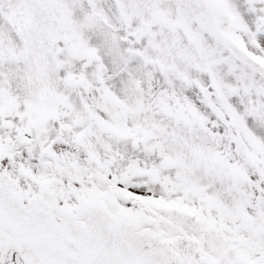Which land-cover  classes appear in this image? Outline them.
<instances>
[{
	"label": "rangeland",
	"instance_id": "374dc122",
	"mask_svg": "<svg viewBox=\"0 0 264 264\" xmlns=\"http://www.w3.org/2000/svg\"><path fill=\"white\" fill-rule=\"evenodd\" d=\"M210 1L264 62V0ZM14 248L264 264V78L197 0H0V254L23 264Z\"/></svg>",
	"mask_w": 264,
	"mask_h": 264
},
{
	"label": "water",
	"instance_id": "95a60500",
	"mask_svg": "<svg viewBox=\"0 0 264 264\" xmlns=\"http://www.w3.org/2000/svg\"><path fill=\"white\" fill-rule=\"evenodd\" d=\"M201 1L205 4V6L207 7V9H208L209 11H211V8H210V5H209L208 1H207V0H201ZM214 25H215V28H216V33H217L218 38H219L223 43H225V44L227 43V44L230 45V42H231L230 37L225 36V35H223V34L221 33V31H220V29H219V27H218V25H217V23H216L215 20H214ZM235 47H236V51H235V52H237L238 55H239L240 57L243 58V60L248 61V60L245 58L246 55L241 51V49H240L239 47H237V46H235ZM249 62H250V64L254 67V69H256V70L259 71L262 75H264V68H263V66H262L261 64H259L257 61H255V60H253V59H251Z\"/></svg>",
	"mask_w": 264,
	"mask_h": 264
}]
</instances>
